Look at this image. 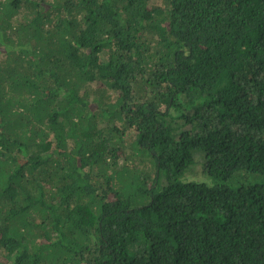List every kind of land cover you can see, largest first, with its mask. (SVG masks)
Listing matches in <instances>:
<instances>
[{"label":"trees","instance_id":"obj_1","mask_svg":"<svg viewBox=\"0 0 264 264\" xmlns=\"http://www.w3.org/2000/svg\"><path fill=\"white\" fill-rule=\"evenodd\" d=\"M0 264H264V0H0Z\"/></svg>","mask_w":264,"mask_h":264},{"label":"rangeland","instance_id":"obj_2","mask_svg":"<svg viewBox=\"0 0 264 264\" xmlns=\"http://www.w3.org/2000/svg\"><path fill=\"white\" fill-rule=\"evenodd\" d=\"M206 179L208 180V182H207V183H209V182H210L209 178H206Z\"/></svg>","mask_w":264,"mask_h":264}]
</instances>
